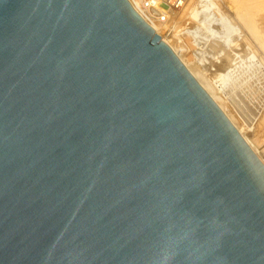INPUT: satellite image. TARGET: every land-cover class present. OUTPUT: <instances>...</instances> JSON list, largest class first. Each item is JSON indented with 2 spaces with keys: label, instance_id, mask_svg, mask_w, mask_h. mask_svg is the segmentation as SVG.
<instances>
[{
  "label": "water",
  "instance_id": "1",
  "mask_svg": "<svg viewBox=\"0 0 264 264\" xmlns=\"http://www.w3.org/2000/svg\"><path fill=\"white\" fill-rule=\"evenodd\" d=\"M128 0H0V264H264V164Z\"/></svg>",
  "mask_w": 264,
  "mask_h": 264
},
{
  "label": "rangeland",
  "instance_id": "2",
  "mask_svg": "<svg viewBox=\"0 0 264 264\" xmlns=\"http://www.w3.org/2000/svg\"><path fill=\"white\" fill-rule=\"evenodd\" d=\"M196 1L194 12L191 10L189 16L182 14L179 17L181 14L179 11L185 5L186 0L180 5L169 7H166L163 3H157L152 8L148 5L145 7L142 4L139 9L147 19L154 21L153 23L156 21V24L159 23L161 25L160 31H163V34L170 33L169 35L174 38H171L173 43L175 41V43L181 44L185 57L190 60L188 61L190 64H187L191 71H194L196 78H199L198 80L196 79L198 83L201 82L205 85L203 89L209 94L208 96L212 99L215 97L218 100L216 103L213 99L217 105L219 104L218 106L224 114L230 116V119L229 117L227 118L230 121L232 120L231 123L235 122V125L233 124L234 127L236 129L238 126L243 128L241 129L243 130L242 133L237 130L257 155L256 157L264 164V139L257 138L254 135L257 129L256 125L264 116V46L262 47L259 42L258 35L249 31L250 29L244 25L230 1ZM176 10L178 11L177 13ZM172 11L175 12L169 13ZM213 13V18L215 19L212 18ZM201 22L204 23L202 24ZM220 29L223 30L221 31ZM194 60L195 62H193ZM250 129L251 131H249ZM243 134L246 135L247 140Z\"/></svg>",
  "mask_w": 264,
  "mask_h": 264
},
{
  "label": "bare ground",
  "instance_id": "3",
  "mask_svg": "<svg viewBox=\"0 0 264 264\" xmlns=\"http://www.w3.org/2000/svg\"><path fill=\"white\" fill-rule=\"evenodd\" d=\"M129 2L128 3H130V5L133 7V9L138 13V15L155 31V33H157V34H159V36L161 37V39L171 48V50L176 54V56L179 58V60L181 61V63H182V65H184L188 70H189V72L195 77V79H199L198 77L196 78V76H195V74L193 73L194 71H191V68L189 67V65L187 64V63H189L190 64V62H188V61H190V60H187V58L185 57V52H183V50L181 49V44L180 43H175V41H174V43L172 42V39H174L173 38V36L172 35H169V34H163L161 31H160V28H161V25L158 23V24H156V21H155V23H153L152 22V20H150V19H147L143 14H142V11L139 9V7H140V5H142V4H144V2H142V0H128ZM228 1H230L231 2V4L234 6V10L238 13V15L240 16V18L242 19L241 21L244 23V25L248 28V29H250L249 31H251V32H253L254 34H256V35H258L257 37H258V40H259V42L262 44V47L264 46V0H228ZM206 2V1H205ZM210 3H211V1H210ZM196 4H197V1L196 0H186V3H185V5L183 6V8L181 7V10L179 11V13H181L180 14V16L179 17H181V15L182 14H185V15H187V16H189V14L191 13V10H193L195 7H196ZM156 5V4H155ZM208 5V4H207ZM214 5V4H213ZM145 6V5H144ZM215 6V5H214ZM146 7V6H145ZM216 7V6H215ZM149 8V7H148ZM206 8H208V7H206ZM142 9V8H141ZM159 9V8H158ZM203 9V8H202ZM201 9V10H202ZM205 9V8H204ZM209 9V8H208ZM207 9V10H208ZM153 10V9H152ZM154 11V10H153ZM159 11V10H158ZM157 11V12H158ZM169 11H171V10H169ZM173 12H175V11H172V12H169V13H173ZM178 11L176 10V13H177ZM193 12H194V10H193ZM199 12V11H198ZM154 13V12H153ZM197 13V12H196ZM216 13H218V12H216ZM237 13H235L236 15H237ZM155 14V13H154ZM160 15V14H159ZM173 15H175V14H173ZM178 15V14H177ZM184 15V16H185ZM213 15H214V13L212 14V18H213ZM237 15V17H239ZM171 16V15H170ZM176 16V15H175ZM196 16V15H195ZM206 16H207V14H206ZM177 17V16H176ZM197 17V16H196ZM203 17V16H202ZM202 17H201V20H202ZM205 17V16H204ZM208 17V16H207ZM166 18V17H165ZM169 18V17H168ZM193 18V17H192ZM195 18V17H194ZM198 18V17H197ZM200 18V17H199ZM211 18V19H212ZM188 19V18H187ZM208 19V18H207ZM213 19H215V18H213ZM218 19V18H217ZM172 20H174L173 18H172ZM175 21V20H174ZM196 21V20H195ZM203 21V20H202ZM206 21V20H205ZM209 21V20H208ZM215 21V20H214ZM222 21V20H221ZM199 23H200V21H198ZM184 23V22H183ZM202 23V22H201ZM204 23V22H203ZM202 23V24H203ZM210 23V22H209ZM224 23V22H223ZM222 23V24H223ZM182 24V23H181ZM201 24V25H202ZM205 24H207L206 22H205ZM215 24V23H214ZM221 24V23H220ZM242 24V23H241ZM196 25V24H195ZM199 25V24H198ZM213 25V24H212ZM200 26V25H199ZM199 26H198V28H199ZM204 26V25H203ZM222 28H223V26H221ZM220 27V28H221ZM205 28V27H204ZM211 28V27H210ZM227 29V28H226ZM192 30V29H191ZM194 30V29H193ZM203 30V29H202ZM221 30V29H220ZM219 30V31H220ZM223 30V29H222ZM221 30V31H222ZM233 30V29H232ZM215 31V30H214ZM162 34H161V33ZM186 33V32H185ZM199 33V32H198ZM216 33V32H215ZM223 33V32H222ZM222 33H221V35H222ZM187 34H188V32H187ZM194 34H196V33H194ZM218 34V33H217ZM224 35H225V31H224ZM181 36V35H180ZM226 36V35H225ZM224 36V37H225ZM250 36V35H249ZM212 37V36H211ZM172 38V39H171ZM181 38V37H180ZM227 38V37H226ZM171 39V40H170ZM219 39H220V37H219ZM253 39V38H252ZM223 40V39H222ZM209 42V41H208ZM207 42V43H208ZM215 42V41H214ZM257 43V42H256ZM255 43V44H256ZM217 44V43H216ZM183 48V47H182ZM259 49H260V47H259ZM258 49V50H259ZM263 49V48H262ZM186 51V50H185ZM264 53V52H263ZM193 55V54H192ZM188 56H189V54H188ZM187 56V57H188ZM191 56V55H190ZM263 56V55H262ZM193 58V57H192ZM195 59V58H194ZM196 60V59H195ZM195 60L193 61V62H195ZM197 64V63H196ZM191 66V65H190ZM201 85H203L202 87H204L205 85L204 84H202L201 82H199ZM206 90H207V88H206ZM211 93V92H210ZM212 97H213V95H211ZM213 99L216 101V103H217V101L218 100H216V98L215 97H213ZM219 105V104H218ZM262 106V105H261ZM263 112V111H262ZM261 114V113H260ZM257 115V114H256ZM227 117H229V119H230V116H227ZM231 122H232V120H231ZM235 123V122H234ZM234 123H232V124H234ZM235 125V124H234ZM257 126V129H256V131L254 132V135H255V137H257V138H261V139H264V116L262 117V119H261V121H259V123H258V125H256ZM244 127V126H243ZM237 129L242 133L243 132V130H241V129H243V128H241V127H237ZM246 129H247V127H246ZM245 129V130H246ZM249 131H251V129L249 130ZM246 134V133H245ZM245 134H243V136L245 135ZM242 136V135H241ZM245 137V139L247 140V137H246V135L244 136ZM252 139H253V137H252ZM247 142V141H246ZM250 142H252V140H250ZM253 143V142H252ZM264 144V143H263ZM264 147V146H263ZM260 148V147H259ZM262 150V149H261ZM263 152V151H262ZM259 153H260V151H259ZM261 154V153H260ZM262 155V154H261ZM263 156H264V154H263Z\"/></svg>",
  "mask_w": 264,
  "mask_h": 264
},
{
  "label": "built area",
  "instance_id": "4",
  "mask_svg": "<svg viewBox=\"0 0 264 264\" xmlns=\"http://www.w3.org/2000/svg\"><path fill=\"white\" fill-rule=\"evenodd\" d=\"M184 0H144V5L149 6L150 8L155 7L154 5L157 3H163L166 7L168 6H176L182 4Z\"/></svg>",
  "mask_w": 264,
  "mask_h": 264
}]
</instances>
